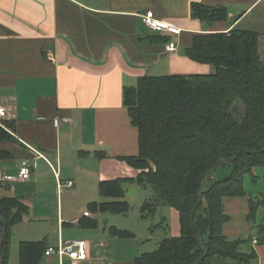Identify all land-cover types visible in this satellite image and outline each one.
Segmentation results:
<instances>
[{"label":"crops","instance_id":"crops-1","mask_svg":"<svg viewBox=\"0 0 264 264\" xmlns=\"http://www.w3.org/2000/svg\"><path fill=\"white\" fill-rule=\"evenodd\" d=\"M193 4L221 7L227 20L209 26L192 17ZM150 11L181 33L151 30L143 22ZM263 25L264 0H0V107L8 111L14 137L0 142V151L10 154L0 159V200L16 198L29 207L21 224L56 218L59 241L65 224L94 220L89 205L95 201L66 220L70 198L89 202L101 182L136 179L142 172L121 159L139 155V131L124 105V89L143 76L211 74L213 66L187 56L197 34L255 31L261 48ZM171 42L175 51L167 48ZM26 162L30 179L13 180ZM69 182L72 188L63 186ZM135 187L124 185L122 201L128 203L126 193L135 195ZM263 196L225 200L230 221L224 234L231 240L245 235L240 252L257 256L249 264H264L262 235L253 234L264 225V207L248 220L250 198ZM170 209L161 218L169 222L170 236L179 237L180 214ZM85 242L88 264H122L111 257L103 263Z\"/></svg>","mask_w":264,"mask_h":264},{"label":"trees","instance_id":"trees-1","mask_svg":"<svg viewBox=\"0 0 264 264\" xmlns=\"http://www.w3.org/2000/svg\"><path fill=\"white\" fill-rule=\"evenodd\" d=\"M221 7L192 5V17L209 26L227 20ZM258 32L240 30L197 34L187 56L214 67L206 75L143 76L124 89V105L139 131V155L121 159L142 172L136 179L101 182L99 194L113 201L91 203L93 213L127 215L125 184H145L152 197L142 206L143 218L159 207L180 214L181 235L165 238L154 252L144 253L134 264H215L216 259L249 264L256 254H243L246 241L224 234L230 221L225 200L248 197L245 178L264 169V62ZM7 128L13 126L7 123ZM14 140L0 127V142ZM9 153L0 151V159ZM264 196L250 198L248 220L254 221ZM29 207L16 198L0 200V219L7 222L3 264H9L13 227L21 224ZM165 223V222H163ZM156 226L159 228L163 226ZM84 228H96V220L83 218ZM155 228V229H156ZM4 226L0 223L2 235ZM258 242L264 244V225ZM110 234H133L115 227ZM45 242H21L19 264H40Z\"/></svg>","mask_w":264,"mask_h":264},{"label":"rangeland","instance_id":"rangeland-1","mask_svg":"<svg viewBox=\"0 0 264 264\" xmlns=\"http://www.w3.org/2000/svg\"><path fill=\"white\" fill-rule=\"evenodd\" d=\"M260 30L264 32V25L260 27ZM260 49L264 59V38H262ZM254 175L257 177L256 182H254L253 177L250 175L245 178V189L248 196H257L259 193H264V169L256 168ZM135 189L136 192L133 196L126 193V200L131 207L127 215L96 213L93 216L94 220L98 223L96 228H83L78 222L65 224L61 236L62 240L71 243L80 240L88 241L93 249L96 250L98 259L105 261L103 263H107L106 259L111 257V259L113 258L115 261H119V263L132 264L140 255L154 252L159 247L160 241L171 237L170 231L166 228L167 225L169 227V222L156 228V226L163 223L161 217H167L168 211L171 209L169 207H159L154 216L143 218L141 209L145 202L150 201L152 191L145 184H137ZM70 199L71 207L69 210H65L64 216L69 222L82 215L83 209L88 210V204L92 201L98 203L112 201V199L102 198L99 192H95L93 200L89 202L81 201L78 197H71ZM237 221L239 224V220L235 222ZM238 226L242 227V225ZM112 227L120 231L129 232L133 236L130 238L114 237L110 234ZM253 234L260 235L259 227L254 229ZM244 237L245 235L239 232L233 239L244 240ZM39 241L45 242L47 247L59 244V230L56 218H53L50 222H29L13 227L9 264H19V245L21 242ZM101 244H104V248L100 246ZM40 264H59V261L56 256L44 257ZM65 264H68L67 260Z\"/></svg>","mask_w":264,"mask_h":264},{"label":"built area","instance_id":"built-area-1","mask_svg":"<svg viewBox=\"0 0 264 264\" xmlns=\"http://www.w3.org/2000/svg\"><path fill=\"white\" fill-rule=\"evenodd\" d=\"M143 22L153 31L161 32L166 31L169 34L179 35L181 30L171 26L166 25L160 22L155 18L153 12H147L143 16ZM169 51H175L177 49L175 43L168 44ZM64 121H71L69 118H65ZM7 123H9L8 111L4 107H0V127L9 130L7 128ZM30 167L28 162L24 164V166L20 169L19 176L14 177L13 180L20 179L22 181H27L30 179ZM66 188H72L74 185L72 182L66 183L63 185ZM255 243L257 241L255 240ZM56 256L58 258L59 264H65V261H68V264H88V256H89V245L85 241H76L73 243H66L62 240L59 241V244L56 246H48L45 251V257H53Z\"/></svg>","mask_w":264,"mask_h":264},{"label":"water","instance_id":"water-1","mask_svg":"<svg viewBox=\"0 0 264 264\" xmlns=\"http://www.w3.org/2000/svg\"><path fill=\"white\" fill-rule=\"evenodd\" d=\"M0 223L4 226L3 233L1 236V241H0V264H3V245L7 239V222L3 219H0Z\"/></svg>","mask_w":264,"mask_h":264}]
</instances>
